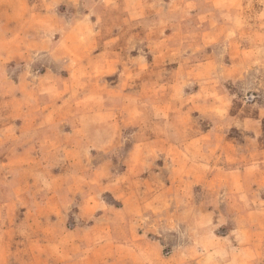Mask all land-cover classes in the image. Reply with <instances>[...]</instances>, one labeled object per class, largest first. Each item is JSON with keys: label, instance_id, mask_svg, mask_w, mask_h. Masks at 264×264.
<instances>
[{"label": "rangeland", "instance_id": "1", "mask_svg": "<svg viewBox=\"0 0 264 264\" xmlns=\"http://www.w3.org/2000/svg\"><path fill=\"white\" fill-rule=\"evenodd\" d=\"M0 141V264H264V0H0Z\"/></svg>", "mask_w": 264, "mask_h": 264}, {"label": "crops", "instance_id": "2", "mask_svg": "<svg viewBox=\"0 0 264 264\" xmlns=\"http://www.w3.org/2000/svg\"><path fill=\"white\" fill-rule=\"evenodd\" d=\"M17 148H18L17 143L7 144L3 141H0V154H1V156H4V158L0 159V165L1 166L4 165V162H6L7 164L10 165V162L15 161L17 159L18 155H21L22 153H24L23 156L27 155V153H25V152H22L21 154H17ZM27 148H28V145H24V147H21V146L19 147V149H24L26 152L29 150ZM8 177H12L11 173H9ZM11 181H13V180H11ZM110 247L112 248L113 245H110ZM134 263L138 264V262H134Z\"/></svg>", "mask_w": 264, "mask_h": 264}]
</instances>
